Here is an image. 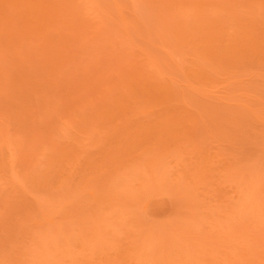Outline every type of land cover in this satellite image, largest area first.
Instances as JSON below:
<instances>
[{
    "label": "rangeland",
    "instance_id": "1",
    "mask_svg": "<svg viewBox=\"0 0 264 264\" xmlns=\"http://www.w3.org/2000/svg\"><path fill=\"white\" fill-rule=\"evenodd\" d=\"M0 264H264V0H0Z\"/></svg>",
    "mask_w": 264,
    "mask_h": 264
}]
</instances>
